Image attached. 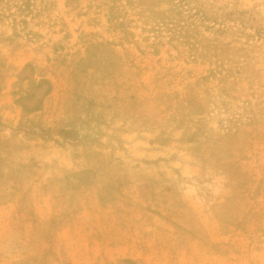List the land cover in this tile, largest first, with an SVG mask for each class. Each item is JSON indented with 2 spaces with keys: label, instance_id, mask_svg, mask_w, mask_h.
Wrapping results in <instances>:
<instances>
[{
  "label": "rangeland",
  "instance_id": "rangeland-1",
  "mask_svg": "<svg viewBox=\"0 0 264 264\" xmlns=\"http://www.w3.org/2000/svg\"><path fill=\"white\" fill-rule=\"evenodd\" d=\"M0 264H264V0H0Z\"/></svg>",
  "mask_w": 264,
  "mask_h": 264
},
{
  "label": "crops",
  "instance_id": "crops-1",
  "mask_svg": "<svg viewBox=\"0 0 264 264\" xmlns=\"http://www.w3.org/2000/svg\"><path fill=\"white\" fill-rule=\"evenodd\" d=\"M0 213H1V214H5V213H7V211L5 212V209H0ZM1 214H0V215H1Z\"/></svg>",
  "mask_w": 264,
  "mask_h": 264
}]
</instances>
